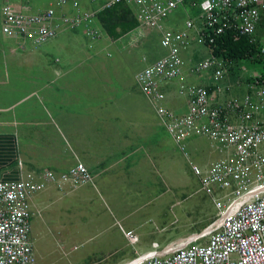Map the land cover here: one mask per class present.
<instances>
[{"label": "built area", "instance_id": "built-area-1", "mask_svg": "<svg viewBox=\"0 0 264 264\" xmlns=\"http://www.w3.org/2000/svg\"><path fill=\"white\" fill-rule=\"evenodd\" d=\"M119 4L133 10L138 27L160 33L163 55L140 70L134 81L217 212L200 234L164 247L153 245L124 264H264V77L255 76L244 96L222 99L227 88L221 83L234 64L212 50L222 35L232 31L264 55V28L258 30L264 0H55L37 12L26 5H5L0 9L1 32L30 48L44 46L64 30L84 31L95 41L101 37L93 26L96 15ZM189 4L200 10L199 25L186 20L181 30L164 29L168 18ZM91 5L98 7L83 11V6ZM193 40L208 54L191 72L209 74L214 92L180 82L178 96L186 104L179 112L166 106L164 90L183 75V55ZM198 139L205 140L216 156L208 166L191 158L189 143ZM92 183L91 172L80 162L65 172L43 170L18 182H0V264H36L29 237L32 196L48 187L67 194Z\"/></svg>", "mask_w": 264, "mask_h": 264}, {"label": "rangeland", "instance_id": "rangeland-1", "mask_svg": "<svg viewBox=\"0 0 264 264\" xmlns=\"http://www.w3.org/2000/svg\"><path fill=\"white\" fill-rule=\"evenodd\" d=\"M53 1L0 0V7L6 2L22 3L32 12H37ZM104 1L99 0L100 3ZM98 5L83 6V11L94 10ZM177 11L168 18L164 29L177 30L185 20L193 19L189 11L187 14ZM93 26L100 30L101 37L92 41L84 31H72L80 41L75 46L60 43L57 49L63 50L62 56L58 57L60 51L55 48L51 47L50 51V44L37 51L49 49L50 55L45 60L55 68H58L57 58L60 63L72 65V72L64 81L72 83L73 89H67L68 86L59 89V96H75L77 85L82 83L84 90L97 95L96 100L109 97V101L102 99L108 103L102 105L107 106L114 100L121 103L126 96L153 116L134 76L163 55L159 46L160 33L138 27L112 40L101 30L96 18ZM203 48L192 46L185 51L183 58L187 77L182 75L170 83L175 96H178L177 85L180 82L187 85L201 83V76L194 75L191 67L207 56L208 51ZM195 50L198 52L193 53ZM83 66L93 67L94 71H84ZM260 71L261 67L256 62L243 61L230 72V82L235 86L247 85L249 78L258 76ZM158 133L154 165L149 172L143 164L147 160L139 157L140 153L129 159L133 152L127 150L132 146L119 145L117 140L114 148L111 144L108 146L110 153L102 156L97 153L93 159L97 165L107 163L108 168L111 167L107 168L113 175L110 182L101 181L99 184L97 174L93 173L95 181L93 179L91 186L70 189L67 194H57L51 187L53 190L44 189L47 194L41 192L39 197H34L39 205L30 211L29 237L36 264H124L149 251L153 245L164 247L200 234L212 223L217 216L213 204L202 193L197 178L169 136L161 127ZM198 145L203 148L202 153L194 147ZM189 149H193L191 158L198 164L209 165L212 162L210 156L213 154L205 140L190 142ZM109 154L118 158L110 161ZM100 186H104V191Z\"/></svg>", "mask_w": 264, "mask_h": 264}, {"label": "crops", "instance_id": "crops-1", "mask_svg": "<svg viewBox=\"0 0 264 264\" xmlns=\"http://www.w3.org/2000/svg\"><path fill=\"white\" fill-rule=\"evenodd\" d=\"M5 5L18 8L23 6L22 3L6 2L1 7ZM181 10L186 14L189 11L196 26L199 25L200 10L197 6L185 5L179 9ZM167 23L168 20L164 26ZM1 27L2 17L0 15V182H18L29 174H38L43 170H51L55 173L65 172L78 162L83 163L89 169L94 181L93 173H96L99 184L101 181L106 183L109 180L110 182L113 175L108 169L111 167L108 168L107 163H103L105 167L97 165L93 159L97 153L101 156L110 153L108 146L111 144L114 148L117 140L119 145L124 143L132 146L127 150L129 153L133 152L129 159L140 153L139 157L147 160L143 164L146 165L148 172L150 171L159 141L158 128L160 126L155 114L150 116L147 110H141L134 104L132 98L126 96L122 98L121 103L114 100L107 106L102 105L108 104L105 101H109V97L96 100L97 95L94 96L84 90L82 83L77 85L78 90L76 89L75 96H59L61 94L59 89L67 86V89H73V85H70L72 83L64 81L72 72L70 71L72 65L68 62L60 63L57 58L55 61L58 63V68H55L50 61L45 60L47 55H50L49 49L40 53L37 51L50 44L52 45L50 51L51 47L55 48L57 52L60 51L58 57L62 56L63 50H58L57 47L60 43H70L75 46L74 44L80 41L77 40L76 34L70 30H64L56 39L44 46L30 48L22 45L16 38L4 36ZM182 28L183 26L177 30ZM263 28L264 20L258 28L259 32ZM194 37L195 35L192 34L193 39ZM192 46L196 49L203 48L197 46L194 40L190 47ZM195 52L198 51L195 50L193 53ZM93 67L83 70L94 71ZM235 68L237 67L234 66L233 70ZM186 71L184 67V77L187 75ZM253 78H249L247 85L237 84V86L230 82L232 78H226L221 85L224 89L227 88V91H223L220 97L224 99L225 97L244 96L251 90ZM200 79L201 83L194 86L206 87L210 92H214L209 74L201 76ZM164 92L167 96L165 103L167 107L179 112L185 110L186 101L175 96L173 86H167ZM102 99L105 101L102 102ZM141 129L142 132H140ZM194 147H198V152L200 150L199 153H202L201 146ZM190 150L194 155L193 149ZM210 157L212 162L216 158L215 155ZM117 158L112 154L108 155L110 161ZM99 188L104 191V186ZM48 189L52 188L48 187L45 190ZM45 190L41 192L47 194ZM41 192L30 198L31 209L38 204L34 197H39Z\"/></svg>", "mask_w": 264, "mask_h": 264}, {"label": "trees", "instance_id": "trees-1", "mask_svg": "<svg viewBox=\"0 0 264 264\" xmlns=\"http://www.w3.org/2000/svg\"><path fill=\"white\" fill-rule=\"evenodd\" d=\"M96 19L101 30L112 40L138 28L133 10L123 4L100 11ZM212 50L213 53L233 63L236 67L243 61L256 62L261 67L259 74L264 77V55H259V47L250 44L246 37H235L232 31H227L218 39Z\"/></svg>", "mask_w": 264, "mask_h": 264}]
</instances>
